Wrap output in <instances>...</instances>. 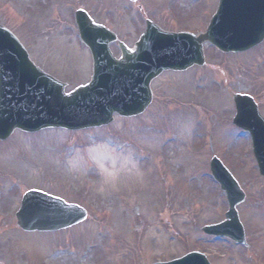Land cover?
Masks as SVG:
<instances>
[{
  "label": "rangeland",
  "instance_id": "obj_1",
  "mask_svg": "<svg viewBox=\"0 0 264 264\" xmlns=\"http://www.w3.org/2000/svg\"><path fill=\"white\" fill-rule=\"evenodd\" d=\"M218 1L141 0L138 8L124 0H0V24L69 92L91 78L74 23L80 8L132 45L145 20L201 33ZM215 53L205 45L202 69L154 80L152 103L137 118L81 132H15L0 142V264H152L197 251L210 264H264V180L250 137L231 123V94L251 96L264 114V43L237 57ZM212 157L246 195L237 206L245 247L201 231L227 211ZM37 189L81 206L87 219L25 234L15 214L23 194Z\"/></svg>",
  "mask_w": 264,
  "mask_h": 264
},
{
  "label": "water",
  "instance_id": "obj_2",
  "mask_svg": "<svg viewBox=\"0 0 264 264\" xmlns=\"http://www.w3.org/2000/svg\"><path fill=\"white\" fill-rule=\"evenodd\" d=\"M76 24L80 39L92 56V77L89 84L69 94H65L64 84L36 68L14 35L0 25V141L15 130H84L107 126L114 115L129 118L142 114L152 101L151 82L165 71L182 72L202 66L204 43L222 53H239L259 45L264 40V0H220L206 32L198 38L165 33L148 23L135 51L120 45L119 60L109 49L116 40L113 34L94 25L83 11L76 13ZM233 101V124L250 134L252 153L264 179V120L251 98L235 95ZM221 164L213 158L210 170L226 196L228 211L223 223L202 231L244 245L236 207L243 203L245 195ZM85 219L81 208L37 191L23 196L16 214L17 225L25 232L59 231ZM158 264L209 262L204 256L191 253L177 261Z\"/></svg>",
  "mask_w": 264,
  "mask_h": 264
},
{
  "label": "flooded vegetation",
  "instance_id": "obj_3",
  "mask_svg": "<svg viewBox=\"0 0 264 264\" xmlns=\"http://www.w3.org/2000/svg\"><path fill=\"white\" fill-rule=\"evenodd\" d=\"M124 1H125V3L129 2L128 0H124ZM140 1H141V0H138L136 3H130V2H129V3H130V5H133V6H135V5L137 4V7H138V8H142V5H143V4H140ZM147 5H149V4H146L145 7H147ZM145 7H144V8H145ZM203 29H204V28H203ZM114 31H115V30H114ZM115 32H117V36L120 37V38L122 39V35L119 34V33H121V32H120V31H119V32H118V31H115ZM121 39H120V40H121ZM122 40H124V42L127 41V40H125V39H122ZM115 47H117V45H116Z\"/></svg>",
  "mask_w": 264,
  "mask_h": 264
}]
</instances>
